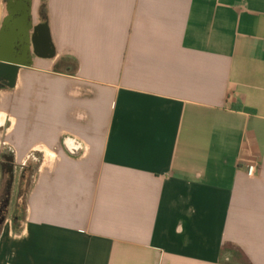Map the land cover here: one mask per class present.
Masks as SVG:
<instances>
[{"label":"crops","instance_id":"1","mask_svg":"<svg viewBox=\"0 0 264 264\" xmlns=\"http://www.w3.org/2000/svg\"><path fill=\"white\" fill-rule=\"evenodd\" d=\"M13 59L0 264H264V0H0Z\"/></svg>","mask_w":264,"mask_h":264},{"label":"trees","instance_id":"2","mask_svg":"<svg viewBox=\"0 0 264 264\" xmlns=\"http://www.w3.org/2000/svg\"><path fill=\"white\" fill-rule=\"evenodd\" d=\"M38 167V164L33 161L31 158L26 161V163L21 167V185L19 187L18 196H24V213L23 216L20 215H14L13 216V222H14V228L18 229L19 225L25 218L26 209H27V196L29 193V190L31 188H28L24 193H22L21 186L27 182H30L33 173L36 172ZM17 164H16V155L14 149L10 147H5L0 152V175H3L6 180V186H5V192L2 196H0V212H2V216L0 217V220L7 218V211L10 204L11 199V188L13 183L16 180V173H17ZM32 185V184H31ZM5 222V221H4ZM3 223H0V231L2 228Z\"/></svg>","mask_w":264,"mask_h":264},{"label":"water","instance_id":"3","mask_svg":"<svg viewBox=\"0 0 264 264\" xmlns=\"http://www.w3.org/2000/svg\"><path fill=\"white\" fill-rule=\"evenodd\" d=\"M23 12V20H26V18L30 17V3H24L22 4L21 8H20ZM47 25L46 24H42L39 26V29L42 31L44 28H46ZM31 29V24L26 26L25 28V33L26 36L29 35V31ZM24 34H18L17 35V39L21 42L24 43L26 42L27 44L25 45V47L28 48L29 46V41L27 40V37L25 38ZM42 35V34H41ZM40 39L42 40H50V37H48L47 39L44 36H41ZM46 41V42H47ZM21 62L19 59H13L10 61H5V60H0V80L2 79H6L7 80V85L9 87H15L17 85V78H18V74L20 71V66ZM5 219L0 220V223H4Z\"/></svg>","mask_w":264,"mask_h":264},{"label":"rangeland","instance_id":"4","mask_svg":"<svg viewBox=\"0 0 264 264\" xmlns=\"http://www.w3.org/2000/svg\"><path fill=\"white\" fill-rule=\"evenodd\" d=\"M38 168V167H37ZM21 168H17V173H16V180L12 185L11 188V199H10V204H9V208L7 211V216L10 215L13 216L16 215H20L23 216L24 213V196L19 197L18 196V191L19 187L21 185L22 179H21ZM34 174L30 180V182H27L26 184L24 183L21 186V190L22 193H26L25 191L30 188L31 184L33 183L34 180ZM5 186H6V180L5 177L3 175H0V196H2L5 192Z\"/></svg>","mask_w":264,"mask_h":264},{"label":"built area","instance_id":"5","mask_svg":"<svg viewBox=\"0 0 264 264\" xmlns=\"http://www.w3.org/2000/svg\"><path fill=\"white\" fill-rule=\"evenodd\" d=\"M256 165H251L250 167H249V173L250 174H254L255 173V171H256Z\"/></svg>","mask_w":264,"mask_h":264},{"label":"flooded vegetation","instance_id":"6","mask_svg":"<svg viewBox=\"0 0 264 264\" xmlns=\"http://www.w3.org/2000/svg\"><path fill=\"white\" fill-rule=\"evenodd\" d=\"M7 85V80L6 79H2L0 80V86H6ZM2 216V212H0V217Z\"/></svg>","mask_w":264,"mask_h":264}]
</instances>
